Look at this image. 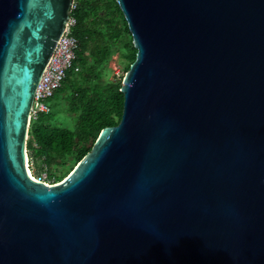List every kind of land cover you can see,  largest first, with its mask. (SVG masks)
Instances as JSON below:
<instances>
[{
	"label": "water",
	"instance_id": "95a60500",
	"mask_svg": "<svg viewBox=\"0 0 264 264\" xmlns=\"http://www.w3.org/2000/svg\"><path fill=\"white\" fill-rule=\"evenodd\" d=\"M118 124L62 180L29 115L72 0H0V264H264V0H116Z\"/></svg>",
	"mask_w": 264,
	"mask_h": 264
},
{
	"label": "trees",
	"instance_id": "16d2710c",
	"mask_svg": "<svg viewBox=\"0 0 264 264\" xmlns=\"http://www.w3.org/2000/svg\"><path fill=\"white\" fill-rule=\"evenodd\" d=\"M76 15L74 35L79 40L76 63L79 64L81 60V72L85 70L89 74L81 83L76 84L73 77L78 72L72 70L63 82V85L69 83L72 88L70 104L71 108L78 112L76 125L71 128L51 124L54 116L52 111L32 121L27 142L30 160L45 155L47 163L51 166L72 156L76 158L77 164L91 150L102 129L118 124L123 112V79L120 82L109 81L105 84L94 80L99 79V67L112 54L113 43L120 39L124 32L131 34L127 20L116 0H79ZM118 17L124 21V26ZM124 46L129 50L127 56L130 62L127 71L136 59L137 49L132 38L126 41ZM88 142H91V145L88 146ZM51 175L57 177L59 174Z\"/></svg>",
	"mask_w": 264,
	"mask_h": 264
},
{
	"label": "rangeland",
	"instance_id": "374dc122",
	"mask_svg": "<svg viewBox=\"0 0 264 264\" xmlns=\"http://www.w3.org/2000/svg\"><path fill=\"white\" fill-rule=\"evenodd\" d=\"M118 19L121 22V25L124 26V21L119 17ZM131 38V34L124 32L123 36L113 43L112 54L109 59L99 67L98 72L100 77L97 80L93 79L94 81L105 84L109 81L120 82L121 79L124 78L127 66L130 62L129 57L127 56L129 50L125 48L124 43L129 41ZM78 63L80 65V70H78V73H76L73 77L76 84L81 83L89 75L88 71L83 70L81 72L83 65L82 61L80 60ZM71 91V86L69 83H66L51 98L50 104L54 113V116L50 121L51 124L71 128L76 125L78 112L71 108ZM87 145H91V142H88ZM75 164L76 158L74 156L54 166L47 163L45 155L38 157L36 160H30V167L34 173L33 175L39 174L50 183L58 182L60 177L67 174L75 167ZM51 174L59 175L57 177H53ZM63 178H65V176Z\"/></svg>",
	"mask_w": 264,
	"mask_h": 264
},
{
	"label": "built area",
	"instance_id": "2783aa9c",
	"mask_svg": "<svg viewBox=\"0 0 264 264\" xmlns=\"http://www.w3.org/2000/svg\"><path fill=\"white\" fill-rule=\"evenodd\" d=\"M78 3L79 0H72L69 20L39 81L29 115V130L32 121L37 120L41 115L52 112V106L50 104L51 98L63 87V82L68 72L80 70V65L76 63L79 40L74 35V28L77 24L76 9ZM29 138L30 135L28 131L27 142ZM26 153L28 154L30 165L28 146L26 148ZM34 176L47 181L42 176Z\"/></svg>",
	"mask_w": 264,
	"mask_h": 264
},
{
	"label": "bare ground",
	"instance_id": "6f19581e",
	"mask_svg": "<svg viewBox=\"0 0 264 264\" xmlns=\"http://www.w3.org/2000/svg\"><path fill=\"white\" fill-rule=\"evenodd\" d=\"M26 159H27L28 172H29L30 175L34 176V175H33L34 173L32 172V169H31V167H30V165H29L28 154H26ZM34 177H35V176H34Z\"/></svg>",
	"mask_w": 264,
	"mask_h": 264
}]
</instances>
